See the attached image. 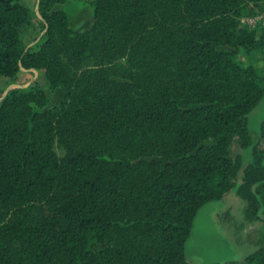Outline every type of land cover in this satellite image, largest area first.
<instances>
[{"label": "trees", "instance_id": "1", "mask_svg": "<svg viewBox=\"0 0 264 264\" xmlns=\"http://www.w3.org/2000/svg\"><path fill=\"white\" fill-rule=\"evenodd\" d=\"M68 1L0 0V82L46 81L0 102V264H188L198 211L232 191L264 223V121L256 143L249 129L264 78L238 58L264 47L239 22L264 0L82 1L85 32ZM255 244L245 261L264 264Z\"/></svg>", "mask_w": 264, "mask_h": 264}, {"label": "rangeland", "instance_id": "2", "mask_svg": "<svg viewBox=\"0 0 264 264\" xmlns=\"http://www.w3.org/2000/svg\"><path fill=\"white\" fill-rule=\"evenodd\" d=\"M27 2L30 3L31 8L37 13V0H27ZM35 23L36 25L38 24L37 22ZM240 27L242 26L240 25ZM30 29L35 30V28ZM25 31H22L23 40H25V45H28L34 39L26 35ZM238 58L246 66H252L264 78V47L253 50L246 55H239ZM263 121L264 97L249 115V129L254 143L259 139V128ZM261 144L264 145V141ZM244 157L246 161L250 160L249 150L244 152ZM242 203L235 194L234 196H228L225 200L207 204L198 211L185 246V256L188 264H231L236 261L239 262L243 254L252 250V246L240 245V238L235 234V230L240 229L242 225L240 221H243L244 207L242 205L244 203ZM259 234L254 236V240L252 239L253 243L259 240ZM251 238L249 237L248 240H251ZM236 264L248 263L240 261V263Z\"/></svg>", "mask_w": 264, "mask_h": 264}, {"label": "crops", "instance_id": "3", "mask_svg": "<svg viewBox=\"0 0 264 264\" xmlns=\"http://www.w3.org/2000/svg\"><path fill=\"white\" fill-rule=\"evenodd\" d=\"M82 1H88V0H69L67 4L56 7L57 10H62L67 14L68 24L70 28L75 32L88 31L94 23L92 10L88 6L79 4ZM42 25H43L42 23H38L35 27V30L32 29H27L26 31L24 30L26 32V35H28L29 37L31 36L32 39H34L33 42L26 45V47L32 51H37V49L43 42L45 30H42ZM33 85H38L41 89L44 90L46 89V81L44 78L43 71L26 70L22 68L20 72L17 74V77L15 78L14 81L0 82V102L9 91L20 88L24 89ZM48 95L50 97V104L48 105V107H52L59 104L63 100L65 91L63 88H58L53 93H48ZM234 195L235 193L234 191H232L222 200L227 199L228 196H234ZM242 206L244 207V205ZM242 222L240 221V224L242 225L240 229L238 228L237 230H235V234L238 235V237L240 238V242H239L240 245L252 246L251 247L252 250H249L250 252H247L246 254H243L241 256L240 258L241 262L245 261L247 256L251 255L252 253L258 250L259 247L255 243H253L254 236H256L259 233L264 234L263 222L248 223L244 220ZM249 237H252L251 240H248ZM240 261L239 262L236 261L235 264L240 263Z\"/></svg>", "mask_w": 264, "mask_h": 264}, {"label": "built area", "instance_id": "4", "mask_svg": "<svg viewBox=\"0 0 264 264\" xmlns=\"http://www.w3.org/2000/svg\"><path fill=\"white\" fill-rule=\"evenodd\" d=\"M239 22L243 28L248 30L264 27V8L260 11H255L252 15L242 17Z\"/></svg>", "mask_w": 264, "mask_h": 264}]
</instances>
